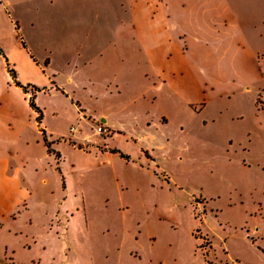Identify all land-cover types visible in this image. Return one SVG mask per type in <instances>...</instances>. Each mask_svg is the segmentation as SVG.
<instances>
[{
	"label": "rangeland",
	"instance_id": "374dc122",
	"mask_svg": "<svg viewBox=\"0 0 264 264\" xmlns=\"http://www.w3.org/2000/svg\"><path fill=\"white\" fill-rule=\"evenodd\" d=\"M1 162L0 264H264V0H0Z\"/></svg>",
	"mask_w": 264,
	"mask_h": 264
},
{
	"label": "trees",
	"instance_id": "16d2710c",
	"mask_svg": "<svg viewBox=\"0 0 264 264\" xmlns=\"http://www.w3.org/2000/svg\"><path fill=\"white\" fill-rule=\"evenodd\" d=\"M6 62L8 64V60L6 59ZM9 66V64H8ZM8 72L10 73V76L12 77V79L14 80L15 84L19 87H21L22 89H24L26 92H27V87L26 86H23L18 80H17V75L14 71V69L12 68H9L8 67ZM29 104H30V107L36 111L37 113V117H36V121L38 122L39 126H41L42 124V119H43V112L42 110L37 106L36 102H35V95H31L30 98H29ZM42 130V133H43V136H44V142H45V145L47 147V152L49 154H54L55 157L60 160L62 155L59 151H57L56 149L52 148V145H53V142L52 141H49L47 139V134H46V131L41 128Z\"/></svg>",
	"mask_w": 264,
	"mask_h": 264
},
{
	"label": "built area",
	"instance_id": "2783aa9c",
	"mask_svg": "<svg viewBox=\"0 0 264 264\" xmlns=\"http://www.w3.org/2000/svg\"><path fill=\"white\" fill-rule=\"evenodd\" d=\"M70 131H71V134H76L79 131L78 126H72ZM111 133L112 131L101 122H98L96 128H94V134L96 135L108 136ZM83 139L86 141L85 143L87 144L93 143L92 140L88 136L84 137Z\"/></svg>",
	"mask_w": 264,
	"mask_h": 264
},
{
	"label": "crops",
	"instance_id": "0c3cea01",
	"mask_svg": "<svg viewBox=\"0 0 264 264\" xmlns=\"http://www.w3.org/2000/svg\"><path fill=\"white\" fill-rule=\"evenodd\" d=\"M22 44H23V47H25V43L22 41ZM49 61L48 62H46V66H49ZM82 111V110H81ZM106 122V121H105ZM79 138H81V137H79ZM84 138V137H83ZM106 151V150H105ZM2 163H4V162H1L0 163V168H3L4 169V167H6V165L4 164L3 166L1 165ZM2 173H3V171H2ZM0 178H1V180L3 181V182H7L8 180L6 179V178H4V176L0 173ZM11 180H14V178H12V179H9V181H11ZM15 182H16V180H14ZM18 183V182H17ZM4 192H6V193H8V191H7V189L6 188H3V190H1L0 191V199H1V197H4L6 194H4ZM26 192H28V190H26Z\"/></svg>",
	"mask_w": 264,
	"mask_h": 264
},
{
	"label": "water",
	"instance_id": "95a60500",
	"mask_svg": "<svg viewBox=\"0 0 264 264\" xmlns=\"http://www.w3.org/2000/svg\"><path fill=\"white\" fill-rule=\"evenodd\" d=\"M102 121H103V122H105V121H106V119H105V118H102Z\"/></svg>",
	"mask_w": 264,
	"mask_h": 264
}]
</instances>
